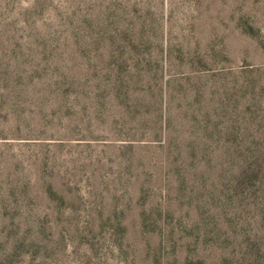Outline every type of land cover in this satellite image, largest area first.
Returning a JSON list of instances; mask_svg holds the SVG:
<instances>
[{
  "label": "rangeland",
  "instance_id": "1",
  "mask_svg": "<svg viewBox=\"0 0 264 264\" xmlns=\"http://www.w3.org/2000/svg\"><path fill=\"white\" fill-rule=\"evenodd\" d=\"M0 264H264V0H0Z\"/></svg>",
  "mask_w": 264,
  "mask_h": 264
},
{
  "label": "trees",
  "instance_id": "2",
  "mask_svg": "<svg viewBox=\"0 0 264 264\" xmlns=\"http://www.w3.org/2000/svg\"><path fill=\"white\" fill-rule=\"evenodd\" d=\"M163 49L162 48H160V51H162ZM120 83H122V85L121 86H125V88H126V90L128 89L127 87H129L130 88V86L129 85H127L125 82H123V81H120V82H118L117 83V85H119ZM119 91H121V92H124V90L123 89H119ZM158 94L159 95H157V97H156V99H157V101L154 103H151V104H149V105H147V106H154V107H156V110H157V116H158V122H160L161 123V117H162V112H161V110H160V105H161V98H163L161 95H162V88H161V85H159V88H158ZM125 94L126 95H128V93H127V91H125ZM160 110V111H159ZM166 121V120H165ZM167 123H168V121H167ZM261 165L260 164H258V163H251V162H247V164H246V166L243 168V171H242V176H243V179H244V181L246 182H248V183H250L251 184V182H252V180L254 179H256V178H258L259 176H260V167Z\"/></svg>",
  "mask_w": 264,
  "mask_h": 264
}]
</instances>
